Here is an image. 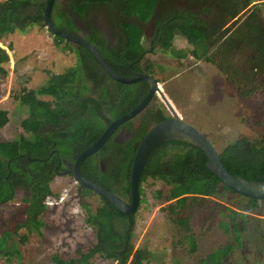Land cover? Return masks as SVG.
I'll list each match as a JSON object with an SVG mask.
<instances>
[{
  "label": "trees",
  "instance_id": "obj_1",
  "mask_svg": "<svg viewBox=\"0 0 264 264\" xmlns=\"http://www.w3.org/2000/svg\"><path fill=\"white\" fill-rule=\"evenodd\" d=\"M229 2L236 15L222 19V31L210 42L191 8L168 4L160 17H154L155 28L150 39H146L138 24L121 21L119 25L126 34L124 42L127 43L123 48L109 47L93 27L92 36L86 40L94 44L111 68L121 75L131 76L133 71H138L155 76L157 69L166 72L171 62H182L195 52L193 58L217 67L218 73L235 88L239 97L258 95L264 98V17L258 9L259 4L264 5V0ZM45 3V0H0V34H10L17 28L42 22ZM160 3V0H57L53 7L57 20L53 23L58 29L75 34L73 17H85L91 7L113 10L119 6L118 14L145 23L155 15ZM189 25L200 30L199 41L203 47L198 51H195ZM47 31L57 45L63 44V50L72 54L77 66L63 72L48 71L47 82L40 89L23 87L14 94L12 103L19 100L30 106L20 126L24 135L35 136L37 145L27 148L23 135L16 139H0V214L2 205L22 192L19 213L0 238V257L11 256L4 251L3 239L22 229L31 233L42 225L41 217L48 211L47 199L53 195L51 183L57 176V157L53 150H57L63 165L72 164L111 121L136 107L145 95L143 90L147 89V83L143 81L135 84L115 81L86 49L65 41L49 28ZM144 56H149V60ZM160 57L169 61L154 60ZM9 60L8 50L0 46V64ZM39 96L47 98L39 101ZM170 116L165 104L158 97L153 99L136 119L123 124L129 126L141 118L143 125L135 136L127 143L109 139L97 153L85 159L81 174L128 200L136 147L151 126ZM44 132L48 135L41 138L39 135ZM218 153L231 174L250 181H264L263 134L254 138L240 134ZM98 155L106 162L104 170L99 166ZM207 161L201 149L184 142L168 141L149 156L141 175L140 202L146 196V189H150L148 205H160L164 217L190 243L192 251L196 244L191 234V212L196 205L212 203V197L219 191L239 195L209 171ZM160 183L165 185L166 191L159 187ZM82 190L84 196L96 194L87 188ZM245 199L236 209L229 206L217 209L226 218L220 221V227L230 241L197 264H239L230 260V256L236 248L243 246L242 236L248 230L251 214L264 215V201ZM81 202L86 204L82 199ZM88 209L86 223L93 230L95 241L77 248L74 257L64 259L54 255L52 264H93L96 259L114 264H141L145 259L144 251H134L132 218L118 213L102 197L94 210ZM20 236L22 242L27 240L26 235Z\"/></svg>",
  "mask_w": 264,
  "mask_h": 264
},
{
  "label": "rangeland",
  "instance_id": "obj_2",
  "mask_svg": "<svg viewBox=\"0 0 264 264\" xmlns=\"http://www.w3.org/2000/svg\"><path fill=\"white\" fill-rule=\"evenodd\" d=\"M195 9L208 42L222 31L224 17L236 15L229 0H200ZM258 9L264 17V5L259 4ZM212 13L213 20L210 18ZM209 22H213V31L209 29ZM189 33L195 51H198L203 47L198 38L200 30L193 26ZM0 46L10 54L9 62L0 64V139H16L23 135L25 146L32 149L37 145L35 136L24 135L20 126L30 106L19 100L12 103L14 94L23 87L38 90L46 84L48 71L63 72L66 68L76 67L77 63L71 53L63 50V44L57 45L47 28L36 22L17 28L13 33L0 34ZM145 59L149 60V56ZM154 60L169 61L162 57ZM155 76L177 114L207 134L218 150L240 134L251 138L264 135V98L258 95L239 97L214 65L198 61L191 54L182 62H171L166 72L157 69ZM39 97V101L47 98ZM47 135L44 132L39 136ZM51 186L53 195L47 199L48 211L41 217L42 225L31 233L22 229L3 239L4 251L11 256L2 255L0 264H52L54 255L64 259L74 257L77 248L95 241V234L86 219L88 207L94 210L100 203V196H84L83 187L67 175L57 174ZM159 187L166 191L163 183ZM18 193L13 201L2 205L0 238L19 213L22 192ZM150 195L151 190L146 189L132 226L134 251H144L145 259L141 264H197L201 258L230 241L220 227V221L226 218L217 209L228 206L236 209L246 201L243 196L219 191L212 197V203L196 205L191 212V234L196 244L192 251L190 243L164 217L160 205H148ZM81 199L86 204H82ZM20 235H26L27 240L22 242ZM242 240L243 246L232 252L230 260L239 264H264V215L251 214ZM93 264L114 263L96 259Z\"/></svg>",
  "mask_w": 264,
  "mask_h": 264
},
{
  "label": "water",
  "instance_id": "obj_3",
  "mask_svg": "<svg viewBox=\"0 0 264 264\" xmlns=\"http://www.w3.org/2000/svg\"><path fill=\"white\" fill-rule=\"evenodd\" d=\"M55 1L56 0H47L46 2L43 14V25L45 27L49 28L53 34L63 38L65 41L86 49L96 59L103 71L115 81L122 84H135L143 81L148 85V91L138 105L121 117L111 121L100 137L76 157L70 170L59 171L58 168L61 166V160L58 152L55 151L57 157V165L55 167L56 174H71L80 187L92 190L113 205L118 213L131 217L137 213L140 205L141 175L149 156L163 143L178 141L188 143L195 148L201 149L208 158L206 166L209 171L237 194L246 198L264 201V181H250L242 176L231 174L221 162L218 150L208 138L207 134L202 133L177 114L159 86L156 76L137 71H133L131 76L121 75L111 68L94 44L78 35L67 33L54 26L51 20V14ZM155 93L159 95L171 116L153 125L138 143L130 170V200L126 202L105 187L84 177L81 174V166L86 158L95 154L104 146L119 125L137 116L148 105Z\"/></svg>",
  "mask_w": 264,
  "mask_h": 264
},
{
  "label": "flooded vegetation",
  "instance_id": "obj_4",
  "mask_svg": "<svg viewBox=\"0 0 264 264\" xmlns=\"http://www.w3.org/2000/svg\"><path fill=\"white\" fill-rule=\"evenodd\" d=\"M160 1H161V3L156 7L155 15L149 21H147L145 23H141L137 18L128 17L125 15L118 14V12L120 11L119 10L120 6L117 8H112L113 10H111L107 7H91L87 11V15L85 17H73V25L75 27V29L73 31L75 32V35H78V36H80L86 40L87 38H90L92 36V27H93L105 39V41L107 42V45H109V47H111V48H118V47L123 48V46L126 45L127 43L124 42L126 34L123 32V30L121 29V27L119 25V23L121 21H129V22H132L134 24H138L141 27V29L143 30L146 39L147 38L150 39V38H152L151 36L153 35L154 28H155L154 17L155 16L160 17L162 14V10H163L164 6L167 4L168 5H181V6H184L187 8H191L194 11V13L196 15H198L195 7H196V4L200 0H160ZM45 2H47V0H45ZM38 4L40 5L41 2H39ZM45 6H46V3H45ZM53 7H54V5H53ZM44 10H45V8H44ZM212 11H213V6H212ZM43 14H42V22H40L39 24L41 26L45 27L43 25ZM53 14H54V12L52 9V14H51L52 23L55 20H57V15L54 14L55 18L53 19ZM210 18L213 20V13L210 15ZM53 25H54V23H53ZM193 26L194 25H189L188 29L193 28ZM45 28H47V27H45ZM209 29L213 31V22H209ZM198 38H199V36H198ZM193 57H194V53H193ZM144 58H145V56H144ZM158 83H159V81H158ZM147 91H148V85H147V89L143 90V93L146 94ZM157 97H158L159 101L162 102L161 98L159 97V95L157 93H155L153 95V97L151 98L150 101H152L153 99H156ZM137 116H135L133 119H136ZM123 124L119 125L115 129V131L113 132V134L111 135V137L109 139H112V140H114L116 142H120V143H127L131 138H133L135 136L137 131L140 130V128L143 125V121L141 120V118H139L136 121H133L129 126H124ZM55 151H57V150H53L54 153H55ZM97 159H98V163H99L100 168L102 170H104V168H105L104 164L106 162L103 161V157L98 155ZM72 166H73V163L72 164L66 163L65 165H63V163L61 161V166L58 169H59V171L70 170L72 168ZM65 175L73 178V176L71 174H65ZM129 200H130V190H129V199L125 200V201L128 202ZM140 204H141V202H140ZM138 210H139V208H138ZM131 218H132L131 225L133 226L134 225V220H133L134 216H131Z\"/></svg>",
  "mask_w": 264,
  "mask_h": 264
},
{
  "label": "bare ground",
  "instance_id": "obj_5",
  "mask_svg": "<svg viewBox=\"0 0 264 264\" xmlns=\"http://www.w3.org/2000/svg\"><path fill=\"white\" fill-rule=\"evenodd\" d=\"M171 103V102H170ZM172 104V103H171ZM172 106H173V104H172ZM173 108L176 110V108L173 106ZM177 112V111H176Z\"/></svg>",
  "mask_w": 264,
  "mask_h": 264
}]
</instances>
